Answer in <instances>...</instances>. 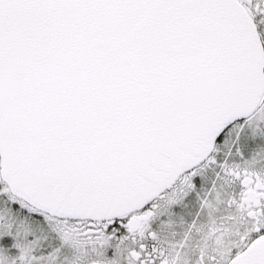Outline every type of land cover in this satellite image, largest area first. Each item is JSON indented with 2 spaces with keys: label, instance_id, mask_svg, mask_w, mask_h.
<instances>
[{
  "label": "snow or ice",
  "instance_id": "6c2138e0",
  "mask_svg": "<svg viewBox=\"0 0 264 264\" xmlns=\"http://www.w3.org/2000/svg\"><path fill=\"white\" fill-rule=\"evenodd\" d=\"M0 264H264V0H0Z\"/></svg>",
  "mask_w": 264,
  "mask_h": 264
}]
</instances>
